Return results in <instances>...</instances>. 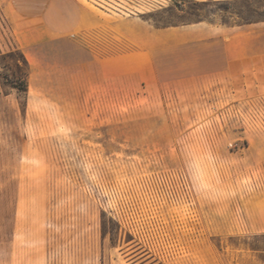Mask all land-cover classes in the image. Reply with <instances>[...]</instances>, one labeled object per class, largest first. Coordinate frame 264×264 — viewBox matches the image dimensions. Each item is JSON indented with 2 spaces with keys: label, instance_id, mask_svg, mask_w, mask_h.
<instances>
[{
  "label": "rangeland",
  "instance_id": "374dc122",
  "mask_svg": "<svg viewBox=\"0 0 264 264\" xmlns=\"http://www.w3.org/2000/svg\"><path fill=\"white\" fill-rule=\"evenodd\" d=\"M80 1L101 27L26 50L0 0V264H264L243 209L263 187L264 22L231 28L264 0ZM121 21L233 31L216 46L242 63L195 62L184 38L104 75L139 48Z\"/></svg>",
  "mask_w": 264,
  "mask_h": 264
},
{
  "label": "crops",
  "instance_id": "0c3cea01",
  "mask_svg": "<svg viewBox=\"0 0 264 264\" xmlns=\"http://www.w3.org/2000/svg\"><path fill=\"white\" fill-rule=\"evenodd\" d=\"M3 1L10 16L18 43L20 47L26 50L41 47L58 39H71L77 34L97 29L103 24L100 16L85 6L80 0ZM125 22L132 23L130 21H121L118 24L114 23V29L137 43L139 48L117 56L98 60L97 63L101 67V73L104 75L109 76L116 73L117 66L120 67L121 72L135 70L140 73L144 67L153 62V52L158 47H161L164 42L184 40V38L191 39L195 43L192 52L189 53L195 62L203 60L212 65L215 61L225 60L226 71L229 73L233 72L235 67L242 63L243 48L235 46L231 50V53H228L226 50L218 49L216 46L217 43L228 44L235 41L237 36L234 35L235 32L233 31L220 30L223 36L216 37L207 31L200 32L193 30L188 32V35L176 36L177 34H174V31L160 30L156 31V38L153 40L148 37L147 33L143 34L142 28H136L135 32L129 31L127 25L126 27L123 26ZM212 27L221 29L216 24L212 25ZM228 33L231 36H227ZM165 34L166 36H164ZM169 35H173L172 40ZM225 36L227 37L226 41L224 40ZM161 37H166V41ZM208 39V42L203 41ZM132 58H138V61L133 63L131 62ZM84 63H81V65ZM236 74L237 72L235 76ZM230 75L232 77L234 74L230 73ZM262 158L264 161V154ZM260 183L263 185L261 190L253 194L251 193L243 200V209L248 219L247 228L252 231H264V177H262Z\"/></svg>",
  "mask_w": 264,
  "mask_h": 264
},
{
  "label": "trees",
  "instance_id": "16d2710c",
  "mask_svg": "<svg viewBox=\"0 0 264 264\" xmlns=\"http://www.w3.org/2000/svg\"><path fill=\"white\" fill-rule=\"evenodd\" d=\"M239 15V14H237ZM257 21H264V18L262 19H258V20H252V19H246L244 21H237V22H234L233 24L231 25H242V24H246V23H252V22H257ZM24 91L26 90V87L22 88Z\"/></svg>",
  "mask_w": 264,
  "mask_h": 264
},
{
  "label": "bare ground",
  "instance_id": "6f19581e",
  "mask_svg": "<svg viewBox=\"0 0 264 264\" xmlns=\"http://www.w3.org/2000/svg\"><path fill=\"white\" fill-rule=\"evenodd\" d=\"M114 9H115V8H114ZM123 26H125V27H126V24H123ZM127 26H128V25H127ZM160 34H161V33H160ZM170 34H171V33H170ZM173 35H174V34H173ZM173 35H172V36H173ZM164 36H166V34H165ZM167 36H168V35H167ZM172 36H171V35H169V37H170V39H171V40H172ZM176 36H177V35H176ZM163 38H164V37H163ZM163 38H162V39H163ZM174 38H175V37H174ZM164 41H165V40H164Z\"/></svg>",
  "mask_w": 264,
  "mask_h": 264
}]
</instances>
